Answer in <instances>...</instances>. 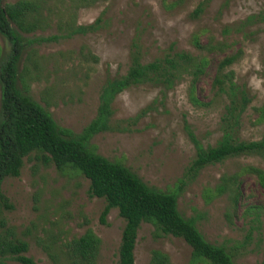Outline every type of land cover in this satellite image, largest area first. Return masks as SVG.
I'll list each match as a JSON object with an SVG mask.
<instances>
[{"label": "rangeland", "instance_id": "1", "mask_svg": "<svg viewBox=\"0 0 264 264\" xmlns=\"http://www.w3.org/2000/svg\"><path fill=\"white\" fill-rule=\"evenodd\" d=\"M16 1L4 0L3 5ZM42 1L47 23L33 34H22L24 41L66 35L65 23L76 28L100 18L97 31L33 44L24 49L17 64V89L73 135L95 118L106 81L126 74L133 43L138 44L143 63L171 50L208 59L193 88L191 77L184 76L169 91L144 84L119 94L112 103L111 125L127 130L96 135L88 144L92 152L127 167L151 188L176 193L196 154L188 130L204 148L214 146L221 137L220 118L227 102L214 95L212 81L218 61L238 50L242 55L229 70L250 98L238 137L247 142L261 139L264 122L257 123L255 110L264 105V27L245 21L264 9V0H213L197 19L191 14L202 0H97L88 7H77L71 0ZM225 28L230 30L227 36ZM196 33L202 44L211 37L233 47L226 54L201 53L192 44ZM9 52L10 44L0 36V66ZM34 157L24 158L19 177L6 178L1 185L12 209L0 214L5 221L0 237L5 230H13L16 238L28 244L25 256L36 264H66L67 244L91 229L100 240L96 264H118L125 225L118 211L112 209L102 224L106 203L89 196L86 178L71 169L59 171ZM247 166L263 169L264 164L260 157L247 155L203 169L183 188L177 202L184 218H198L197 228L208 243L228 250L239 248L233 251L236 264L264 260V189L254 177L242 173ZM232 175L238 176L242 194L236 211L229 193H214L220 179ZM247 206L257 209L258 222L251 221L252 215L243 217ZM153 232L150 223L138 230L135 264H150L152 251L166 254L171 264H192V250L182 239H157ZM5 264L19 263L6 260Z\"/></svg>", "mask_w": 264, "mask_h": 264}, {"label": "trees", "instance_id": "2", "mask_svg": "<svg viewBox=\"0 0 264 264\" xmlns=\"http://www.w3.org/2000/svg\"><path fill=\"white\" fill-rule=\"evenodd\" d=\"M0 0V36L10 44L7 60L0 66V214L11 210L12 206L1 193V185L6 178H18L23 159L35 154L36 160L53 164L59 171L71 169L90 182L89 196L103 199L106 203L100 221L112 209H116L125 225L122 230L118 264H135L134 249L138 230L143 223H150L153 237L172 236L182 239L192 250V264H236L235 254L239 248L228 250L222 245L208 243L197 228L198 218H184L178 211V195L188 182L194 180L205 168L222 164L240 156L260 157L264 164V134L258 141H242L238 137L242 116L245 114L250 98L244 88L234 81V72L229 68L238 61L242 51L226 54L233 45L216 42L209 38L206 44L200 41V33L193 35L192 44L201 53L226 55L218 61L216 74L212 81L214 95L224 97L226 104L220 118L221 137L214 146L203 147L194 134L188 136L195 147V158L186 170L184 179L178 183L176 193L163 192L147 186L136 174L120 163L110 162L88 148L90 140L98 134L126 131L111 125L112 103L127 89L144 84L159 86L165 91L172 90L184 76L191 77V86L204 74L208 64L206 56L194 57L191 54L171 50L163 57L143 63L140 48L133 43L130 65L125 75L106 81L99 95V105L95 118L78 135L57 126L51 115L17 89V64L26 48L33 44L56 42L74 35H86L98 30L100 18L93 24L74 28L73 23H65L67 34L47 38L23 40L22 34H33L44 29L47 23L42 12L46 6L42 0H18L3 5ZM97 0H71L77 7H88ZM213 0H202L191 14L197 19ZM246 24H259L264 27V9L256 16H250ZM225 36L230 30L225 28ZM192 102H199L191 97ZM257 123L264 122V105L255 110ZM136 119V118H135ZM242 173L249 174L264 189V167H244ZM238 176H223L215 188L216 196L230 194L233 211H236L242 194L238 189ZM253 216L258 222L259 213L255 207L244 208L243 217ZM5 221L0 219V228ZM100 240L91 229L66 246V264H96ZM243 247V246H241ZM28 244L16 238L13 230H5L0 237V264L12 260L19 264H36L25 256ZM150 264H171L169 257L152 251ZM258 264H264V260Z\"/></svg>", "mask_w": 264, "mask_h": 264}]
</instances>
